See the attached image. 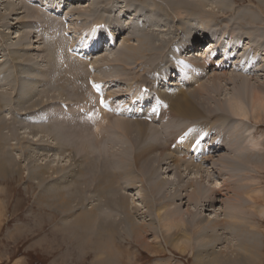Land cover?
Here are the masks:
<instances>
[{"label": "bare ground", "instance_id": "bare-ground-1", "mask_svg": "<svg viewBox=\"0 0 264 264\" xmlns=\"http://www.w3.org/2000/svg\"><path fill=\"white\" fill-rule=\"evenodd\" d=\"M81 1L51 0V3H59L65 7H69L71 6L70 3L80 4ZM90 1L94 7H89V11L94 14V9L101 6L100 9L105 16L98 19H96L97 15L94 16L92 20L93 30L102 34L103 30L99 31V25H104V30H107V34L93 37L90 44H87V41L82 36L75 37L77 40L75 39L74 45L72 44L71 46L68 44L58 47L53 44L55 52L57 48H60L58 50L62 53L74 49L73 53L78 52L83 55V59L80 60L72 54L71 58H74V60L68 64L69 72L74 75L73 80L77 77L81 79V83L78 82L79 86L83 85L84 79L85 83L88 82L91 74L95 75L98 68H102L100 62L105 63L109 60L112 64L116 65L117 61L121 62L120 59L118 60L120 55L123 57V63L129 53H136L130 57L140 60L139 64H143L142 72L146 69L149 73L160 72L161 80L159 84L171 78L173 73H178L177 71L169 70L166 66L168 63H172L175 70L185 67L189 68L188 72L194 70L190 66H195L198 71L202 69V71H206L205 66L208 65V62H214L215 60H212V57H214L219 60L218 65L221 66L222 71L214 73L211 77L212 79L208 78L207 74H203L202 76V73H194L188 81L194 79L198 81L202 78H208L204 82L203 87L194 92L183 90L184 88L181 86L183 82L176 77L174 83H170L169 86L165 84L164 87L175 86L177 88L173 91L162 89L158 93L159 103L154 104L153 108H149V101L144 93V87L146 88V84H150V77L142 81L139 76L134 79L136 74L132 79L130 77L132 81L128 83L130 85L127 84L129 99L125 101L121 100L120 103H117V99H112L113 95L111 93L107 95L106 101L112 109L113 105H115L117 110H121L118 116H111V113L102 112L98 108V113L102 115V119L94 121L93 126L90 123L92 120H86L83 116H80V119L77 118L78 124L81 126L82 135H85L88 129L89 136H91L90 144L94 150L102 142L107 147L105 149L107 152L105 158L102 155L99 159L102 162L97 163L95 161L92 163L87 159L86 154H84L85 152H89L86 146H76L75 151L69 153L71 147L68 146L72 141L71 137L67 136L60 129L45 126L43 123H47L50 111L46 110L41 113L37 108L39 103L30 102V99L34 97V91L30 88L33 82L37 86L58 85V83L61 84V81H63L64 86L74 83L66 79L61 73L62 70L58 69V63L53 57L54 55L52 56L48 52L52 51L50 50L51 47L45 42L47 44L45 52L49 63L47 64V68L42 71L38 70V66L32 63L31 58L24 69L21 66V69L18 70L19 68L17 69L16 67L17 63L14 64L18 77H20L15 91L11 87L12 82L10 84L11 89L6 88L7 82L9 84L10 81H8L9 73L4 68L2 69L4 62L0 66V146L6 142H13L12 145L19 147H15V153L8 150L0 158V173H3V176L8 178L13 177L15 174L21 177L23 169H29L31 171L29 173V175L31 174L30 176L35 177L39 175V180L36 184L44 194L41 200L47 201V207L51 208L52 211L60 213L62 217L61 223L67 217L68 222L69 218L79 217L76 231L87 234V241L92 245L99 244L103 248L111 249V245L115 246L114 244L117 243V240L123 238H129L139 245H148L147 236L152 232L156 244L160 240H163L166 245H173L182 253L190 249V254L195 258V264H257V250L260 238L253 244H249L252 237L258 236L256 233L258 231L255 230L257 226L255 224L252 225L249 214L244 211L243 207L236 209L239 201L238 197L232 194V202L229 204L228 212L227 214L225 213L226 216L223 219L216 218L211 213L207 214L209 215L208 219L206 217L200 218L198 211H202L204 214L209 211L208 207L210 208L211 204L209 199L205 198V195L210 193V188L214 190L213 195L217 196L225 191L231 194L236 188L242 189L247 187L242 185V182L244 179L248 181L249 178L244 173L240 175V172L246 171L245 173H248L252 158L259 155L258 151L260 150L256 149H261L258 144L252 145L247 143L246 138L249 133L247 136L245 135L243 126L246 125L244 122L250 123L254 121L259 125L264 120V87H261L264 85V82L256 85V83H260L263 79L250 76L255 72H260V69L264 68V55L259 56L261 53H264V0H255L258 4L250 2L246 5H238L237 2H243V0H130V2L126 3L127 6H119L113 0ZM0 2V6L5 3L4 0ZM130 5L131 7H129ZM2 7L1 9L7 10L6 4ZM117 7L121 8L117 9ZM15 9L19 11L16 5L12 3L10 10L15 11ZM129 10L132 11L131 14H128ZM67 12L69 15L73 14L70 17L67 15V21L70 23L72 19L76 18V15L79 16L78 19H81L82 16L87 14L88 10L84 11L81 8H72L68 9ZM24 13L27 16L29 14L31 17L35 16L37 19L40 16L39 13L36 14L30 8H26L23 12H18V14ZM126 15L130 18L128 19ZM27 16L21 18L20 21L26 19ZM72 16L74 18L69 21V18ZM143 16L146 17L145 20L140 19ZM0 18L4 20L3 15ZM87 18L89 19L88 16ZM122 18L126 19V21L123 22ZM109 19L120 21L119 25L121 26L114 29L115 24H113L114 28L111 25L112 23L108 24ZM134 22L135 25L133 24ZM28 23H30L29 26L32 25L31 22ZM44 23L46 24L43 28L44 32L49 38H53V34L48 35V33H52V30H55L56 21H51L48 17ZM125 24L129 26L128 37L124 38V42L122 41L123 43H120L119 47H116L117 49L114 48L116 51H114L113 56L111 55L110 58L106 56L100 61L93 59V56L104 48L114 50L113 45L116 40V45H118V39L121 37L119 36V31ZM33 25L34 27L36 26L35 23ZM67 25L70 27L72 24ZM230 25H236L237 30L232 29ZM3 26L5 30L8 29L5 25ZM218 27H222L220 33H216V28ZM136 30L147 33V35L155 33L157 36H152L156 39V42L151 39L153 37L139 38L135 32ZM198 31L200 32L198 33ZM164 34L169 37H165ZM105 36L107 40L104 39ZM23 39L21 38V41ZM9 40L3 37L4 45L7 46ZM126 42L133 43L124 44ZM104 43H106V46H104ZM188 43L191 44V50L188 55L195 53L198 44L199 46L200 43L203 44L201 52L203 53L204 50H206L204 53L208 52L203 58V62H200L199 59L197 62L193 61L192 58L194 56L192 58L188 57V55L184 56ZM251 44L256 47L254 50L250 47ZM10 46L12 49L13 46ZM8 48L10 49L9 45ZM96 50L97 52H95ZM21 51H25V48H22ZM251 51L254 53L255 58L252 56ZM206 58H208L207 61L204 60ZM122 63H120V69H124ZM75 64L76 69L74 70L73 66ZM94 64L99 67L95 69ZM83 65L88 67L87 70L84 69V73L80 69L84 67ZM233 65L236 66L235 71L237 74L240 73V77L233 73L232 70L229 71ZM160 66L162 67L161 69ZM90 67L92 68L90 69ZM35 71L44 73L45 78L51 77V80L47 83H42L43 79L40 80L38 77L41 76L35 75ZM60 73L62 74L61 77L59 76ZM26 76L27 78L24 80ZM98 77L96 78L97 83L107 90L110 82L108 80H101ZM226 78L236 81L235 86L230 89L229 87L224 88L222 81ZM112 79L114 78H110L109 80ZM209 80L213 82V87L207 89L209 83L207 81ZM104 81L107 83H104ZM251 87L253 88L250 92ZM76 88L78 93H80L81 100L76 99L75 92L73 91V94L70 92L68 94L70 97H74L71 102L77 100V104H79V101L90 103L95 96L91 90V93L87 92L86 86H80V88L77 86ZM212 93L217 95V97H206V94L211 95ZM62 94L65 93L62 92ZM250 95L258 101L253 100V102L258 103L254 106V110L246 108V97ZM97 97L95 96V98ZM35 100L39 99L35 98ZM54 101H57L56 103L62 102L61 100ZM83 107L85 110L82 111V114L88 109V107ZM146 107H148V111L142 110ZM57 110L59 113L65 115V119H68L67 116L69 114L72 117L74 115L75 118L74 111L70 108H65L62 111V108L59 107ZM158 113L159 117L161 116V119H163L162 121H159V123L157 121L152 125L144 124L143 121L146 122V118L155 121ZM127 114L130 116V119L136 121L126 120L129 119L127 118ZM171 116L175 119L170 121ZM105 119L106 123L103 124ZM72 120L75 122V119ZM57 121L63 122L64 120H50L49 123ZM236 121H240L241 123L236 124ZM162 122L165 127L158 128ZM194 122L199 123L201 127L194 130L191 126ZM174 127L178 129L175 128L173 130ZM42 129H46L48 132L44 134ZM188 129L189 133H186ZM204 134L205 137L202 141L201 136ZM213 135L216 136L213 137ZM57 137L61 138L58 140L60 143L64 144L67 142L66 145L61 144L62 147L51 146L53 140L56 141ZM162 139L165 141L163 142ZM196 139L198 140L195 142ZM226 140H232L236 149L247 155L242 159L238 154H231L232 163H230V160L225 161L227 154L231 151L228 149ZM200 142L201 144L197 151L191 150L189 145L192 144L195 147V144H199ZM38 143L46 145L48 153L52 154L59 153L65 146L68 147L67 155L61 158L60 162H57L60 166L52 163L51 166L46 165L40 169L38 165H34L36 157L40 153ZM110 143H115V145L109 150ZM221 144L223 147L220 146ZM218 145L221 147V150L225 149L227 153L225 155L224 153L218 155V158L215 160L216 162L209 164L214 158L211 160L210 157L212 156L203 155L207 153L210 155V152L211 154L215 153L219 149ZM165 148H167V151ZM207 148H210V150ZM188 149H190V153H187L188 155L185 157L184 153ZM192 153H196V155ZM95 154L99 155L97 152ZM48 156L51 157L52 155L48 154ZM66 157H74L78 158V160L71 162ZM260 157L262 156L260 155ZM23 158L24 161L22 160ZM21 162L24 163L25 167H23L24 165ZM77 162H80L81 166L76 165L75 163ZM185 163L187 165L183 166ZM228 165H232V168L229 169ZM71 166L75 167L70 171L68 167ZM171 166H174L176 171H180V176L178 175V185L180 188L176 187L174 190L167 192L166 189L173 183V180L161 176ZM191 167L198 169V172L194 176L190 174L192 171ZM257 167H260L258 162ZM239 168H243V170L241 171ZM203 173L206 175V179L210 178L212 173L218 174V177L222 176L219 179H222L225 185L221 182V186L207 185L205 188V184L199 182V180H205ZM152 178L156 181L149 180ZM186 178L188 181H184ZM66 183L70 184L60 186ZM134 188H139L142 193L140 204L136 203L135 206L129 203V195L132 196L129 191ZM40 189L38 190L40 191ZM190 190L193 193L185 201L186 196L185 198L180 196L181 191L189 192ZM91 192H96V196L89 203L90 207L87 208L88 212L85 213V215H88L79 214L78 209L82 207H78V204H84L87 194ZM186 202H188L192 209L189 208L185 212L181 211L182 208L181 206L178 207V203L185 204ZM173 204L176 205L175 208H173ZM200 206L202 207L201 210ZM146 213L147 217L150 216V220H141L140 216ZM137 219L141 220V222ZM159 227L161 229L160 234L158 233ZM248 228H250L251 231L249 233L252 232V236L245 232ZM153 231H155V234ZM222 240L230 243L229 246L235 248L233 250L237 248L242 254H238V256L233 253L235 258L233 255L227 257L225 255L227 252L223 250L216 260L212 257L208 263L206 260L210 257H203V253H206L204 251L209 249L202 250L199 248L201 245L212 247ZM144 247L150 250L149 247ZM108 249L106 252H109Z\"/></svg>", "mask_w": 264, "mask_h": 264}, {"label": "rangeland", "instance_id": "rangeland-1", "mask_svg": "<svg viewBox=\"0 0 264 264\" xmlns=\"http://www.w3.org/2000/svg\"><path fill=\"white\" fill-rule=\"evenodd\" d=\"M4 1L5 3L2 6H5L6 4L7 10L5 11L1 9L3 7L0 6V9H1L0 17L1 15L4 16V20L0 18V66H2L4 62L2 69L4 68V70H7L9 73L8 81L9 80L10 81H9V84L7 82L6 88L9 89L10 84L12 82L11 87L15 91V87L18 84V81L20 80V77H18L17 70L14 66V64L16 63H17L16 64L17 69L19 68L18 70L21 69V66H23V69H24L26 68L27 63L29 62V59L31 58L32 63L38 66V70L42 71V70H45V68H47L48 66L47 64L49 63H48V58L46 56L45 47L48 44V46L51 47L50 50L53 51V52L52 51H48V52H50L52 56L54 55L53 57L58 63V69L62 70L61 73L63 74V76H65L66 79L74 83L64 86L63 81H61V84L58 83V85L52 86V84L48 83L49 85L37 86L33 82V85L30 88L34 91L33 93L34 97L33 99H30V102H38L39 105L37 106V108L39 109L41 113L46 110L50 111V117L47 118V123H43L45 124V126L60 129L62 130L63 133H66L67 136L71 137L72 141L69 143L70 145L68 146V147H71L69 153H73V151H75L76 149V146H86L89 149V152L84 153L86 154L87 159L91 161L92 163L95 161L97 163H101L102 160H99V159L102 155H104V158H105L107 154L105 149L107 147L102 142L97 147V149L94 150L92 148V145L90 144L91 136H89L88 129H87V133H85V135H82L81 126L80 124H78V121H77V118L80 119V116H83L86 120H92L90 121L91 124L94 123V121L98 120L100 115H98L96 111L97 110L96 98L94 96V98L91 100L90 103L92 104L81 102V101H79V104H77L76 101L79 99L81 100V96H80V93H78V90L76 87L78 86L80 88V86H86L88 89L87 92L89 91L88 93H91L90 88L88 86V82L85 83V79L83 78L84 79L83 85L79 86L78 82L81 83V79L77 77L75 80H73L74 75L69 72L68 64L70 63V61L74 60V58H71L72 54L67 51H64V53H62L61 51L58 50L60 48H57V47H56L57 51L55 52V48H53L54 45H57L58 47L66 46L68 44H70V46L72 44L74 45L73 42L77 40L75 37H80V36H82V38L87 41V44H90V41L92 40L93 37L95 36L100 37L102 35L104 36L105 34H107L106 32L107 30H104L105 29L104 25H99L100 30L98 28L100 32L101 30H103L101 32L102 34H99L98 32L94 31L92 28V24H93L92 20L94 16L96 15L98 16L96 19H98L99 17L101 18L105 17L100 9L101 6L94 9L95 12L93 14V12L89 11L90 10L89 7L91 8L94 7V5L92 6V2L90 0H82L80 4L70 3L71 6L69 7L66 6L68 9H72V8L80 9L81 8L84 11L88 10V12L85 16H82L81 19H78L79 18L78 15H76L75 19H72L74 18V16H72L71 18H69V21L70 19H72V22L69 23L67 21V15H69V13L67 12L68 9L64 5H61L59 3L52 4L51 0H4ZM113 1L115 2V4H118L119 6L121 5L127 6L126 3L130 2V0L128 1L127 0H113ZM250 2H252L253 4L257 3L255 0H243V2H237V3L238 5L239 4L246 5ZM12 3L16 5V8L19 9V11L23 12L26 8H30L36 14L39 13L40 15L39 19H37L35 16L31 17L30 14L27 16L26 13L18 14L19 11H17L16 9L15 11H11L10 8L12 7ZM85 5L87 8L85 7ZM129 7H131V5ZM120 8L121 7H117V9H120ZM131 13L132 11H130L128 14H131ZM71 15H69V17ZM26 16H27L26 19H23L20 21L21 18L26 17ZM87 16L89 17V19L87 18ZM145 16H143L140 19L145 20L146 19ZM48 17L51 21L55 20L57 23L56 26H54V28L56 27L55 30L54 31L52 30V33H48V35L53 34L54 36L53 38H49V36H47V34L44 32V29H43L45 27L44 25H46L45 23H48V22L44 23V21ZM126 17L128 19L130 18L128 15H126ZM121 20H123V22L126 21V19H123V18ZM28 22H31L32 25L29 26L30 23ZM16 23L18 24L14 25ZM33 23H35L37 27L36 26L34 27ZM67 24H72V25L68 27ZM108 24H111L113 28H114L113 24H115L114 29H117L121 26L119 25L120 21L118 22L113 19H109ZM133 24L135 25V22ZM3 25H5L8 29L5 30L3 28L4 27ZM47 25L51 27L49 24ZM101 26L104 28H102ZM230 27L234 29L235 31L237 30L236 25H230ZM162 30H163V27H162ZM81 31L83 32L81 33ZM128 31H129V26L127 24L123 25V28H121V30L119 31L120 35L118 34L119 36H121L118 39V45H116L117 43V40H116L115 44L113 45V49L114 48L117 49L120 43L124 42L123 41L124 38L128 37V33H127ZM221 31H222V27L216 28V33H220ZM135 32L137 33L139 38H148V37L157 36L155 33H151L147 35V33H144L140 30H136ZM199 32L200 31H198V33ZM164 36L169 37L168 35H165V34ZM3 37L7 38V40L10 39L8 41V45L10 49L8 48V45L7 46L4 45ZM20 37L24 38L23 41H21ZM26 37L28 38V40ZM104 39L107 40V37L105 36ZM151 39L154 42H156V39L154 37ZM49 42H50V45H49ZM132 43L133 42L131 43L126 42L124 44H132ZM10 45L13 46L12 49ZM187 45H188L187 51L185 52L184 56H187L189 51L191 50V44L188 43ZM202 45H203L202 43H200V46L198 44L195 50V53H190L188 57L192 58V56H194L192 58L193 61L197 62L199 59L200 62H203V58L208 54V52L204 53L206 50H204L203 53L201 52V49H203ZM104 46H106V43H104ZM250 47L253 50L256 48L253 44H251ZM22 48L23 49L25 48V51H21ZM115 49L108 50L104 48L103 50L96 53L93 56V59L100 61L102 58L106 56L110 58L111 55L113 56L114 51H116ZM135 54L136 53L127 54V58L123 61V63H122L123 57L119 55L118 60L120 59L121 62L117 61L116 65L112 64L109 60L106 61L105 63L100 62V66L102 68H98L99 66L94 64V66L96 67L95 69L98 68V71L97 73L95 72V75L91 74V76L94 77L95 79L99 76L98 77L99 79L108 80L110 82L109 83L110 85H108L107 91H108V94L111 93L113 95L112 99H117L116 100L117 103H120L121 100L125 101L126 99H129V92H127L128 91L127 84L130 81H132L131 79L134 77L135 74L136 76L134 77V79H136L139 76L141 81L150 77L149 79L150 84H146L147 87H146V90H144L145 91L144 93H145V97L149 101V108H153L154 104L159 103L158 93L161 92L162 89L166 91H169L168 89H170L171 91H173L175 88H177L175 86H171L169 88L164 87L165 84L169 86L170 83H174L176 77L179 78L181 82H183V84L181 85L184 88L183 90L194 92V91L200 90L205 84L204 82L208 78H211L214 73L222 71L221 66L218 65L219 60L215 59L214 57H212V60H215V61L208 62V65L205 66L206 71H202L203 70L202 68H201L202 70L198 71L195 66L194 67L190 66V68L194 69L193 71L187 72L189 68H185V67L177 68L175 70L173 68L172 63H168L166 65L167 68L169 70L177 71L178 73H173L171 78L159 84V81L161 80L160 72L149 73L147 69L144 72H142L141 69L143 67V64L142 65L139 64L140 60L138 58L132 59L130 57ZM252 54H253L252 56L255 58L254 53ZM263 55L264 53H261L259 56H263ZM207 57L209 58V56ZM208 58L204 60L207 61ZM120 63L124 65V69H120ZM84 65H87V64H84ZM212 66H213V69H212ZM73 68L74 70L76 69V64L73 66ZM161 68L162 67L160 66V69ZM80 69L82 73H84V69L87 70L88 67L84 66ZM235 69H236V66L233 65L229 69V71L232 70L233 73H235L238 77H240L241 76L240 73L237 74ZM100 70H101V73H100ZM260 70H261L260 72H257V73L255 72L250 75L251 77H254V78L260 77L263 79V81H261L260 83H256V85H259L264 82V68ZM198 72L202 73V76L203 74H207L208 78L207 79L202 78L198 81L197 79L188 81V79L191 78L194 73H198ZM34 73L35 75L37 74V76L43 77V78L38 77L40 78V80L43 79L42 83H47L49 82V80H51V77L45 78L44 73L42 74L39 71L38 72L35 71ZM61 73L59 75L60 77L62 75ZM12 74H14L15 77ZM26 78L27 76L25 77L24 80H26ZM110 78H114V79L109 80ZM104 83H107V82L104 81ZM207 83H208L207 89H210L213 87V82L209 80L207 81ZM222 83H223L222 86L224 88L229 87L230 89L231 87L235 86L236 81L226 78L225 80L222 81ZM261 87H264V85ZM252 88L253 87H251L250 92ZM180 90L182 91V89ZM61 91L64 92L65 94H62ZM73 91L75 92L77 100L71 102L72 98L74 97L72 96L70 97V95L68 94L69 92L73 94ZM7 92L9 91L7 90ZM207 96H211L213 98L217 97V95H215L214 93H212L211 95L206 94V97ZM35 98H38L39 100H35ZM54 100H61L62 102L56 103L57 101H54ZM253 100L255 99L254 97L252 98V95L246 97V104H247L246 108L247 109L254 110V106L258 104L257 103L258 101L255 100L257 102H253ZM83 106L88 107V109L82 114V111L85 110ZM59 107L62 108V111L63 109L65 110V108L66 109L70 108L71 110H73L75 114V118H74V115L72 117V115L69 114V116H67L68 119H65L64 118L65 115L63 113L62 114L59 113V111L57 110V108L59 109ZM142 110L148 111V107L143 108ZM79 111L80 113L78 115ZM90 112L95 113V118H90L88 116ZM127 118L129 119H126V120H132L133 122L136 121V120L130 119V117H128V114H127ZM72 119H75L74 120L75 122H73ZM173 119L175 118L171 116L170 121ZM50 120L52 121L64 120V121L63 122L61 121L62 123L59 121L55 123H49ZM162 120L163 119H161V116L159 117V115H157V119L155 121H153L152 119H147V118H146V122L143 120L142 121L146 125H152L153 123L157 121L159 123V121H162ZM117 122H120V121H117ZM236 122H237L236 124L241 123L240 121H236ZM244 123L246 124L243 126L245 135L247 136V134L249 133L248 137L246 138L247 143L252 144V145L258 144L259 147L261 148V149H256V150H260L258 151L259 155L252 158L251 160L252 163H251V166H249L248 173H245L246 171H243L242 173L240 172V175H243L244 173V175H247L246 177L249 178L248 181L244 179V181L242 182V185H245L247 187L242 188V189L236 188L232 191L231 194H228L225 191L217 196L213 195L214 190L210 188V193L205 195V198L209 199L211 207L210 208L208 207L209 211H207L205 214L202 211H198V215L200 218L206 217L208 219L209 215L207 214L211 213L212 216L223 219L228 212L229 204L232 202L231 196L232 194H234L236 197L239 198L236 209L238 207H243L244 211H246L249 214L252 225L255 224L257 226L255 227L256 228L255 230H257L258 232L256 231L255 232L257 233L258 236L252 237V239H250L249 244H253L255 241H257L260 238V244H259L260 246L258 245L259 248L257 250V254H258L257 264H264V120L259 125L256 124L254 121H251L250 123L248 122H244ZM191 126L194 130H197L201 127L200 124L197 122L192 123ZM163 127L165 126H163V122H162L160 123L158 128H163ZM175 128L178 129L177 127H174L173 130ZM42 130L44 134L48 132L46 129H42ZM83 130H86V129H83ZM186 133H189V129L186 131ZM214 136L216 135H213V137ZM201 137L203 141L205 134L202 135ZM60 139L61 138L57 137L56 141L53 140V143L51 144V146L54 145L53 147L55 146L59 147L61 146V144L66 145L67 142H65L64 144L60 143L58 141ZM198 139H196L195 142ZM162 141L164 142L165 140L162 139ZM201 142L199 144H195V147H193L192 144L189 145L191 150L197 151ZM226 142H227L228 149H230L231 151L229 154H227L225 161L230 160V163H232L231 156H230L231 154H234V155L238 154L239 157L242 159L247 155L246 153L236 149L234 142L232 140H226ZM12 144L13 142L11 143L6 142L0 146V158H2L4 153L8 150L12 151L13 153L16 152L14 151L16 150L15 147L16 148H19V147L12 145ZM114 145L115 143L114 144L110 143L109 150L112 149ZM220 146L223 147L222 144ZM220 146L218 145L219 149L215 153L211 154L210 152V155L209 153L203 155V156H206V155L212 156L210 157L211 160H213L214 158V160L212 162H209V164L211 163L214 164L216 162L215 160L218 158L217 157L218 155L222 153H224L225 155L227 153L225 149L221 150ZM38 147L40 148V153L37 155L36 157L37 161L35 160L34 165H38L40 169L46 165L51 166L52 163L60 166V164H58L57 162H60V159L64 158L65 155H67V149H68L67 146H65V148L59 153H53V154L48 153L47 146L42 143H38ZM207 149L210 150V148H207ZM165 150L167 151V148H165ZM95 152H97L99 155H96ZM187 153H190V149H188L186 153H184L185 157L188 155ZM48 154L52 156L50 157L48 156ZM60 154H63V155H60ZM192 154L196 155V153H192ZM260 155L262 157H260ZM66 158L71 160V162L73 160H78V158H74V157H66ZM22 160L24 161V158ZM22 162L21 164L24 165V163ZM257 162H258V165H260L259 168L257 167ZM75 164L81 166L80 162H77ZM186 165L187 164L185 163L183 166H186ZM228 166H229V169L232 168V165H228ZM23 167H25V165ZM74 167L71 166L68 168L71 171L74 169ZM174 168H175L174 166L173 167L171 166L169 170H167L168 174H167V171H165L166 173L164 174L166 175L162 174L161 176V177H166V178L168 177L173 180V183L168 187V189H166L167 192L170 190H174L176 187H179L178 175L180 176L179 174L180 171H176ZM191 170H192L190 173L191 176H194L198 172V169L194 167H191ZM242 170L243 168L241 169V171ZM30 172L31 171L29 169L28 170L23 169L21 177L15 174L13 177H10V178L5 177L3 176V173H0V264H122V263L123 264H195L194 263L195 258L194 256L190 254L191 252L190 249H188L187 251L185 250L186 252L182 253L181 251L177 250L176 247H174L173 245H170V244L166 245V243L163 240H160V242L156 244V240L152 232L151 234L147 236V241L149 243L148 245L146 244L139 245L135 243L134 241H131L129 238H126V239L123 238L121 240L118 239L117 243L114 244L115 246L111 245V249L103 248L99 244H94V245L90 244V242L87 241V237H88L87 234L76 231L79 217L69 218V222L67 221L68 219L67 217V219L63 220L61 223L60 220L62 217L60 213L52 211L51 208L47 207L48 202L41 200L44 194L42 190L39 188V186H37L36 184L38 183L39 175L32 177L30 176L31 174L29 175ZM69 175H71V173H69ZM203 175L205 174L203 173ZM217 177H218V174L215 175L214 173H212L210 178L206 179V175H205V178H204L205 180L204 181L199 180V182H201L202 184H205V188L207 185L218 187V186H221V182L222 184L224 183L222 179L221 180L219 179V178H222V176H219L218 178ZM149 180L153 182L156 181L153 178ZM184 181H188V179L186 178ZM67 184H70V183H66L60 186H64ZM139 188L141 189V187ZM139 188H136V189L134 188L135 190L133 189L129 191V193H131L132 195V196L129 195L130 205L131 203L133 206H135L136 203L140 204V201L142 200L141 199L142 193ZM38 189H40V191ZM192 193L193 192L191 190L189 192L181 191L180 196H182L183 198H185L186 196L185 198V201H186L187 197H189V195ZM95 194L96 192L88 193L86 199L84 200V204H78V207L80 206L82 207L78 209L79 214L83 213L85 215V213L88 212L87 208L90 207L89 203H91L94 200L93 198L96 196ZM256 196L257 198L260 196L262 197L256 200L257 199ZM172 206H174L173 208H175L176 205L173 204ZM180 206L182 208L181 211H184V212L185 210L187 211L190 208V205L188 204V202H186L185 204L178 203V207ZM201 206H200V210L202 209ZM87 215L88 214H86L85 216ZM142 215L140 216L141 220H144V221L150 220V216L149 217L146 216L147 213L142 214ZM141 220H138V221L141 222ZM249 231H251L250 228L245 230V232H247L248 235L252 236V232L249 233ZM160 232H161V229L159 227L158 233L160 234ZM153 233L155 234V231H153ZM227 241L222 240L217 245H214L212 247L201 245L199 249H202V250L209 249L207 250L209 253L207 251H204L206 253H203V257L205 258H207V256L210 257V258H207L208 260H206L208 263L211 261L212 257L215 258L216 260L218 258V255H220V252H222L223 250L227 252L225 254L227 255V257H230L229 255H233V253L234 255L242 254V252L237 250V248L236 250H233L234 247L229 246L230 243H227ZM144 246L149 247L150 250L148 248H145ZM107 249L109 252H106ZM111 254H112V257H111Z\"/></svg>", "mask_w": 264, "mask_h": 264}, {"label": "snow or ice", "instance_id": "snow-or-ice-1", "mask_svg": "<svg viewBox=\"0 0 264 264\" xmlns=\"http://www.w3.org/2000/svg\"><path fill=\"white\" fill-rule=\"evenodd\" d=\"M100 103H101L102 105H104V106H107V105H106V102L104 101L103 98H101Z\"/></svg>", "mask_w": 264, "mask_h": 264}]
</instances>
